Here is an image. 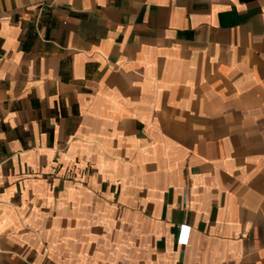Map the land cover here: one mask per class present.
I'll use <instances>...</instances> for the list:
<instances>
[{"label":"crops","instance_id":"obj_1","mask_svg":"<svg viewBox=\"0 0 264 264\" xmlns=\"http://www.w3.org/2000/svg\"><path fill=\"white\" fill-rule=\"evenodd\" d=\"M0 264H264V0H0Z\"/></svg>","mask_w":264,"mask_h":264},{"label":"built area","instance_id":"obj_2","mask_svg":"<svg viewBox=\"0 0 264 264\" xmlns=\"http://www.w3.org/2000/svg\"><path fill=\"white\" fill-rule=\"evenodd\" d=\"M179 228H180L181 230H184L186 227H185L184 225H180Z\"/></svg>","mask_w":264,"mask_h":264}]
</instances>
